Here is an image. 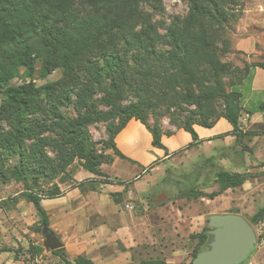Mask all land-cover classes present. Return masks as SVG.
Returning a JSON list of instances; mask_svg holds the SVG:
<instances>
[{"label": "trees", "instance_id": "trees-1", "mask_svg": "<svg viewBox=\"0 0 264 264\" xmlns=\"http://www.w3.org/2000/svg\"><path fill=\"white\" fill-rule=\"evenodd\" d=\"M163 1L0 0V186L14 181L24 187L0 202L1 209L9 210L21 199L31 204L39 233L48 227L41 200L62 196L54 180L75 160L85 171L102 177L100 166L112 162L104 151L125 159L114 138L128 121H139L151 134L152 146L165 149L161 138L172 132L160 126L156 115L162 111L178 112L171 123L190 134L191 147L198 140L194 125L210 128L223 118L232 126L236 144L245 149L236 86L250 68L264 69V62L239 66L229 59L245 0H185L186 14L169 22L162 17ZM21 69L28 78L37 73L46 79L56 70L60 77L41 86L32 81L11 84ZM149 117L154 119L152 125ZM96 123L106 125L108 139L100 143L88 130ZM208 162L216 167L212 159ZM251 176L216 168L212 174L216 191L203 193L193 181L181 196L212 200ZM76 184L85 190L84 183ZM207 184L205 180L202 189ZM263 218L264 206L249 222L255 225ZM208 231L205 227L190 235L191 261L208 248L212 238ZM21 251L0 244V254ZM43 251L29 242L24 252L33 263ZM51 254L63 264H95L85 255L68 261L62 248ZM134 264L175 263L148 258Z\"/></svg>", "mask_w": 264, "mask_h": 264}, {"label": "crops", "instance_id": "crops-1", "mask_svg": "<svg viewBox=\"0 0 264 264\" xmlns=\"http://www.w3.org/2000/svg\"><path fill=\"white\" fill-rule=\"evenodd\" d=\"M230 46L229 59L236 65L264 62V6L246 5L235 27ZM236 90L240 93L243 113L248 115L246 121L240 123L245 149L236 144V139L231 134L232 126L223 118L210 128L194 125L198 140L192 147L193 140L183 129L173 131L170 136H162L161 142L165 149L153 147L151 134L139 121L131 119L114 138L116 148L125 159L110 151L112 162L100 166L104 176L97 177L86 171L88 180L83 185L84 191L72 187L63 191L60 197L41 200L48 228L61 242L65 258L72 261L78 255H85L94 263L100 261L104 264H119L112 255L106 254L104 247L119 241L125 248L123 251L127 252L128 247L134 244L128 232L137 222L131 210H125L126 205L121 199L133 196V189L140 193L146 188L154 187L169 162L181 154L199 156L201 167L203 162H208L209 159L214 162L215 159L214 163L217 161V166L225 171L249 175L250 172H258V175L249 177L242 186L227 189L215 197H226V194L242 188L245 195L234 199L236 207L213 214L246 215L251 219L256 212L242 208V203L253 201L250 200L251 192L247 191L248 188L252 190L251 186L255 185L253 181L256 184L257 181L264 182V69L250 68ZM258 164L260 167L255 168ZM91 184L95 186L94 190L90 189ZM128 184L132 188H128ZM213 186L218 189L214 183ZM44 241L45 239L36 243L28 240L27 244L32 242L43 247V254L52 257L53 264H63L62 259L51 254L53 250L44 247ZM10 253H1L0 260ZM122 254L121 250L117 257ZM41 258L42 256L37 259Z\"/></svg>", "mask_w": 264, "mask_h": 264}, {"label": "rangeland", "instance_id": "rangeland-1", "mask_svg": "<svg viewBox=\"0 0 264 264\" xmlns=\"http://www.w3.org/2000/svg\"><path fill=\"white\" fill-rule=\"evenodd\" d=\"M247 4L264 6V0H245V7ZM163 7L164 14L162 17L166 22H169L174 16H183L187 12L185 0H164ZM155 19H159V16H156ZM38 68L39 64L37 63ZM59 77L60 71L56 70L46 79L39 78L37 73L33 78H28L24 75V70L21 69L20 75L14 78L11 84L16 85L24 81H32L36 86H41L45 82L57 80ZM69 112L74 115L72 110L69 109ZM177 114V111L170 110L169 112L162 111L156 115L164 132L171 133L177 130L171 123L173 117ZM153 121L152 117L148 118L150 125L153 124ZM88 130L92 140L96 143L108 139L104 123L93 124L89 126ZM100 146V144H97L96 147L100 150ZM104 153L109 154L110 151H104ZM49 155L54 156L51 152H49ZM201 163L199 156L181 154L169 162L165 172L158 177L157 184L154 187L146 188L145 191L140 193L133 189V196L122 198L121 202L132 207L131 212L137 221L133 225V229L128 232V236L133 238L134 244L128 247L127 252H124L123 249L125 248L117 241L114 245L104 247L106 254L112 255L119 264H134L140 259L148 258H160L175 264H189L194 246V242L190 240V235L199 233L207 227V217L213 212L233 209V207H236L234 199L245 195L244 190L241 188L226 194V197L222 196L212 200L206 197L198 199L182 197L181 194L188 191L193 181L194 185L198 186L197 190L203 193L209 194L216 190L212 183V174L220 166H217V161L215 168L211 166V162H203L202 167ZM10 164L14 165L15 160L11 159ZM259 164L255 168L260 167ZM250 173L253 176L259 174L258 172ZM86 175L81 162L75 160L65 174L54 180V183L58 185L60 190L66 191L75 187L76 183L87 184L88 178ZM203 180H208V184L204 186V189H202V184L205 183ZM253 182L255 185L251 186L252 190L250 188L247 190L251 192L252 198L250 200L253 201L242 203V208L257 212L264 206V182L257 181V184L255 181ZM127 187L132 188L131 184H128ZM47 188L48 186L44 184L43 189L46 190ZM23 190V185L14 181L1 185L0 202L9 201L10 198L18 195ZM146 194L151 195L152 198H146ZM118 199H120V196ZM232 200L233 203H231ZM125 210H127L126 207ZM242 217L250 224L249 217L246 215ZM36 222L37 218L33 207L22 199L9 210L0 209V244L14 249H22L18 255L10 253L9 256H5L6 258L0 260V264L54 263L52 257L45 253L42 254L41 259H36L33 263L27 261L25 250H23V247L28 245L27 241L41 243L44 239L42 231L38 233L35 230ZM130 223L132 225L133 221ZM251 226L256 235V248L244 264H264V218ZM121 250L123 254L117 257L118 252ZM95 264H104V262L96 261Z\"/></svg>", "mask_w": 264, "mask_h": 264}, {"label": "water", "instance_id": "water-1", "mask_svg": "<svg viewBox=\"0 0 264 264\" xmlns=\"http://www.w3.org/2000/svg\"><path fill=\"white\" fill-rule=\"evenodd\" d=\"M211 241L206 250L198 253L190 264H242L256 248L252 226L237 214H211L207 217ZM44 247L57 250L62 247L56 235L47 226L42 227Z\"/></svg>", "mask_w": 264, "mask_h": 264}, {"label": "built area", "instance_id": "built-area-1", "mask_svg": "<svg viewBox=\"0 0 264 264\" xmlns=\"http://www.w3.org/2000/svg\"><path fill=\"white\" fill-rule=\"evenodd\" d=\"M247 118H248V115L245 114V113H242L241 116H240V118H239V123H244V122L246 121ZM99 152H100V151H99ZM126 208H127L128 210H131V209H132V207L129 206V205H126Z\"/></svg>", "mask_w": 264, "mask_h": 264}]
</instances>
